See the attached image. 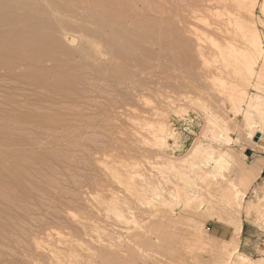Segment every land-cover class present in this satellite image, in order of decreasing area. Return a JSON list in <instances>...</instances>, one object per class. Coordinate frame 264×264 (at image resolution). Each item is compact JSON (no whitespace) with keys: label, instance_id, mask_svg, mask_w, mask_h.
<instances>
[{"label":"rangeland","instance_id":"rangeland-1","mask_svg":"<svg viewBox=\"0 0 264 264\" xmlns=\"http://www.w3.org/2000/svg\"><path fill=\"white\" fill-rule=\"evenodd\" d=\"M243 15L234 0H0V264H264V173L247 172L264 117L258 142L244 117L264 77L246 82L227 49H246L228 24ZM198 143L213 158L181 164Z\"/></svg>","mask_w":264,"mask_h":264},{"label":"bare ground","instance_id":"bare-ground-1","mask_svg":"<svg viewBox=\"0 0 264 264\" xmlns=\"http://www.w3.org/2000/svg\"><path fill=\"white\" fill-rule=\"evenodd\" d=\"M234 1L237 3L238 11L241 12V13L243 12V14H245V16L244 15L243 16H235L233 18V20L230 19L228 24L231 25L232 23H234L237 26L236 27L237 31L241 32V34H243L244 37H246V39H248V44L246 46V49L245 48H243V49H235V47H233V45L228 44L227 49H229L228 52L230 54L237 55V56H233V57H235V59L233 58V60L235 62L237 61L238 65L241 64L242 67L244 66L243 68H245L247 74L245 73L243 76H244V79L246 78L245 79V80H247L246 82L249 83L254 78L259 80L262 77H264V51H263L262 42H261V38L259 37L258 30H257V28L255 27V25L252 22H249L247 20L246 15H249L250 18L253 17V15H254L253 13H254V10L256 8H260L261 12L264 13V0H260V1L259 0H234ZM237 31H236V33H237ZM214 47L218 49V52L222 56L223 55L226 56L227 53H225V50H222V46L219 47V45H215L214 44ZM260 61H262L263 67H262L261 72L258 73V71H256V68L258 67V65H260ZM235 68H238V67H235ZM242 95H240L241 98H239L238 101H237L239 103V105H238L239 109H242L241 103H243L244 100H246L245 97H244L245 94H242ZM248 101L249 102H247L245 104L246 106H245V109H244V111H245V113H244L245 116L244 117H245V120L248 122V129H251L250 137L251 138H255L256 132H257V131H255V129L260 124L262 125V123H260L259 125L258 124L255 125L253 123L254 120H252L253 119L252 117L254 115H252V114L254 112H256V115L258 113V115L264 117V97L256 95V96H254L252 98L250 97V99ZM212 123H213V121H211V124ZM259 128H257V129H259ZM153 134H154V137H155V140H156V144L158 146L162 147L163 145L167 144V142H166L167 135L165 133V129H164L163 126H157V128L154 130ZM204 135H206V134H204ZM202 145L203 144L198 143L196 145V147H194V149L192 150L190 156L188 158H186L185 160H183L181 162V164H184V165L192 164L194 159H196L197 157L201 156V154H205V153L208 154L209 157L213 158L214 152L210 151L206 147H205L206 148L205 149ZM246 151L247 150H244V152H246ZM227 156L228 155H226V154H220L219 157L216 159V162L217 163L225 162L227 160ZM167 165H168V163H167ZM168 166H169L168 168L171 169V170L177 169L172 164H170ZM261 168H262V163L260 162L258 164L252 165L247 172L248 173L250 172L251 175L256 177V176H258L260 174ZM13 176H14V181H15V178H17V174L14 172ZM13 185H15V184H13ZM21 187H23V186H21ZM20 194H22V193H20ZM236 230H240V229H236Z\"/></svg>","mask_w":264,"mask_h":264},{"label":"water","instance_id":"water-1","mask_svg":"<svg viewBox=\"0 0 264 264\" xmlns=\"http://www.w3.org/2000/svg\"><path fill=\"white\" fill-rule=\"evenodd\" d=\"M260 138H261V134H257V135L255 136V138H254V142H258ZM246 155H247V156H251V155H252L251 150H247V151H246Z\"/></svg>","mask_w":264,"mask_h":264},{"label":"crops","instance_id":"crops-1","mask_svg":"<svg viewBox=\"0 0 264 264\" xmlns=\"http://www.w3.org/2000/svg\"><path fill=\"white\" fill-rule=\"evenodd\" d=\"M262 168H261V171H260V175H262L264 173V157L262 159Z\"/></svg>","mask_w":264,"mask_h":264}]
</instances>
